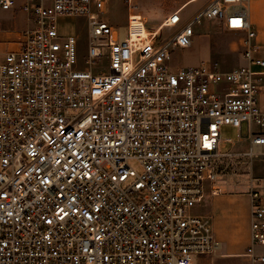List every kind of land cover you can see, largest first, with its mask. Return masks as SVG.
<instances>
[{
	"label": "built area",
	"instance_id": "1",
	"mask_svg": "<svg viewBox=\"0 0 264 264\" xmlns=\"http://www.w3.org/2000/svg\"><path fill=\"white\" fill-rule=\"evenodd\" d=\"M108 1L0 0V31L17 10L29 23L0 62V264H192L217 245L195 209L219 160H264L252 0H183L154 28L134 10L112 23ZM66 17L87 20L86 55ZM203 20L240 35L247 63L174 66ZM227 124L247 125L246 150L221 151ZM246 173V255L264 262V189Z\"/></svg>",
	"mask_w": 264,
	"mask_h": 264
},
{
	"label": "rangeland",
	"instance_id": "2",
	"mask_svg": "<svg viewBox=\"0 0 264 264\" xmlns=\"http://www.w3.org/2000/svg\"><path fill=\"white\" fill-rule=\"evenodd\" d=\"M183 0H132L129 3L127 0H109L108 1V13L107 18L117 25H126L128 10L132 6L133 10L137 13H141L143 16L149 18L148 26L154 28L173 8L180 4ZM22 3V0L19 1ZM197 4L193 3L187 6L183 10L184 16H189ZM19 10L16 11L15 19L12 20V15H6V19L3 25V31L11 30L14 35L5 40L6 47L12 45L17 40V35L22 29L28 26V21L23 18L24 14H21ZM147 19V18H146ZM59 29L64 35L80 33V52L82 55H86L87 51V20L85 18H61L59 23ZM195 35L193 44L190 47H174L172 49L171 63L174 66L189 67L198 66L206 62H211L213 65L220 67L223 70H228L236 64L233 52L228 51L226 47L229 46V40H237L238 35L232 31L225 30L220 23L213 20H203L195 26ZM171 31L170 28H165L161 37L165 36ZM5 45L0 47V62L4 60L3 50ZM226 46V47H222ZM222 138L231 139V141L222 143L221 151L232 150L234 144L237 142L236 147L246 148L244 142L240 143L239 133L246 135L248 128L246 124H243L241 129L234 127L230 124L222 125L221 127ZM134 165H136L133 162ZM246 159L243 156H233L221 158L218 162L219 177L226 181L228 179L240 178L243 179L247 171ZM140 170V167L137 166ZM236 174V175H235ZM220 179V180H221ZM206 201V200H205ZM206 202H203L205 207ZM201 206V207H203ZM200 207V208H201ZM195 211L199 212L197 208Z\"/></svg>",
	"mask_w": 264,
	"mask_h": 264
},
{
	"label": "crops",
	"instance_id": "3",
	"mask_svg": "<svg viewBox=\"0 0 264 264\" xmlns=\"http://www.w3.org/2000/svg\"><path fill=\"white\" fill-rule=\"evenodd\" d=\"M132 10L133 8L130 7L128 14ZM9 14L12 15L11 18L14 20L16 15L13 13H8L7 15ZM23 16L25 18V15ZM249 16L257 33L255 41L258 45V56L264 59V0L251 1L249 4ZM146 18L149 21L147 16ZM13 35L14 33L11 30L6 32L3 30L0 31V47L2 48V45H5V40ZM16 35L18 38L19 33H16ZM15 46V42L7 47L5 45L1 51L4 53L7 49ZM226 49L233 52L234 56H236V64L231 68L247 63L241 55L240 35H238L237 40H229V46ZM255 68L260 69L258 66H255ZM258 98L259 107L264 110V82L263 90ZM242 142L246 144L245 149H243V146L237 148L236 142L233 149L229 151L237 152L246 150L248 144L244 139L240 138V143ZM247 171L261 179L264 189V160L255 158L251 165H247ZM246 174L248 175L249 173ZM247 178L248 176H245L243 179H228L225 182L222 181L223 179L219 180L218 187H220V190L209 192L197 207L199 212L197 211L196 213L209 219L217 245L210 253L195 255L192 264H264V262L254 263L251 257L246 255L247 247L250 244L251 204ZM203 202H206L205 207L203 206ZM257 252L262 253L263 251L258 248Z\"/></svg>",
	"mask_w": 264,
	"mask_h": 264
},
{
	"label": "bare ground",
	"instance_id": "4",
	"mask_svg": "<svg viewBox=\"0 0 264 264\" xmlns=\"http://www.w3.org/2000/svg\"><path fill=\"white\" fill-rule=\"evenodd\" d=\"M190 5V4H189ZM148 21V20H147Z\"/></svg>",
	"mask_w": 264,
	"mask_h": 264
}]
</instances>
